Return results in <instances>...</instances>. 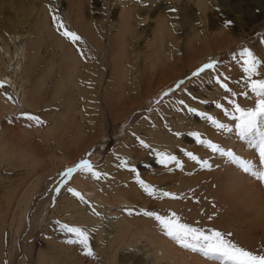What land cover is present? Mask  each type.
<instances>
[{
  "label": "rangeland",
  "instance_id": "1",
  "mask_svg": "<svg viewBox=\"0 0 264 264\" xmlns=\"http://www.w3.org/2000/svg\"><path fill=\"white\" fill-rule=\"evenodd\" d=\"M123 3L125 9L122 10ZM250 3L251 0H203L199 9L196 0H0V40L14 54L16 47L11 45L9 38L14 31L21 34L27 40L26 53L34 66L26 90L30 107L22 109L19 103L16 114L10 116L4 113L7 108L3 104L0 107V157L17 162L14 171L17 170L18 175L36 178L29 180V184L32 183L21 202L22 207L19 205V213L21 211L24 217H19L13 226L9 264H35L36 260H41V264H107L108 252L92 246L96 244L95 239L89 242L91 256L84 254L82 245L69 243L76 236L63 229L62 224L78 226L90 235V229H86L89 223L77 218L72 211L54 219L50 224L52 230H42V214L53 209L60 190L66 189L70 183H79L90 192V196H97L105 203L106 209L98 211L99 223L113 225L116 221L126 220L132 225L131 238L135 243L117 247L113 256L115 264H121L123 258V264H218L200 253L182 248L166 235L154 217L144 215L145 211L169 218L175 213L181 224L230 233L226 238L238 246L254 254H264L259 244L264 241V182L251 172L242 168L240 171L238 162L233 166V159L213 152L206 143L200 142L210 140L225 151H232L238 160L250 162L253 172L264 171L255 140L241 138L236 130L231 141L226 140L227 147L219 141L238 123L234 116L239 114L234 112L231 101L247 109L253 107L257 99L248 87L247 74L243 72V58L240 56L243 49L251 50L261 61L258 75L253 78L264 79V0ZM234 5L238 8L234 9ZM68 7H80L86 26L96 29L104 45L110 44L116 53L123 54L121 64L129 73L138 71V85L129 92L127 105L116 108L115 114L103 123H89L87 132L80 137L73 135L72 126L68 132L70 135L64 129L86 92L78 96L79 101L75 96L80 92L73 93L67 102L68 111L65 112L66 108L61 110L63 88L56 73L61 53L55 48L53 55H56L50 59L47 37L52 29L68 42L67 45L72 43L58 27L63 23L70 30L63 18ZM47 16L51 17L52 26L45 25ZM162 17L168 21L167 32L156 26ZM123 36L126 45H123ZM82 41L88 45L86 40ZM80 53L84 55L83 50ZM118 59L120 63V56ZM211 60L216 61L214 69L192 76ZM53 63L54 74H51L45 65L52 67ZM111 63L108 59L101 67L103 78L109 76L115 65L113 61ZM129 73H125L123 82L129 81ZM120 76L110 78L114 83ZM217 76L228 84L231 91L219 86ZM181 81L183 83L177 88ZM8 95H14L12 90ZM217 104H222L223 108H217ZM189 108L197 112H190ZM199 113L212 116L225 124L226 129L217 128ZM24 114L39 117L40 123L27 119ZM75 120L81 126L79 120ZM114 152L123 155L127 162H113L111 155ZM187 153L198 159H191ZM167 157L175 159L161 163ZM81 159L94 166L98 178L82 171L74 172L70 178L62 175ZM204 162L208 166H204ZM68 163L69 167H65ZM224 170L237 175V189L247 190L248 203L244 200L229 203L231 199L224 188L229 184L221 175ZM41 172L43 175L38 176ZM137 178L155 189V195H149ZM122 189H131L132 193L124 194L126 203L116 207L117 191ZM164 192L173 196H163ZM244 210L243 215L238 213ZM0 213H3L2 209ZM94 226L101 227L99 224ZM104 227L111 230V226ZM254 232L260 235L253 236ZM140 236L151 243L154 261H151V252H147L150 258L143 249L136 251L145 240ZM138 259L145 260L137 262Z\"/></svg>",
  "mask_w": 264,
  "mask_h": 264
},
{
  "label": "bare ground",
  "instance_id": "2",
  "mask_svg": "<svg viewBox=\"0 0 264 264\" xmlns=\"http://www.w3.org/2000/svg\"><path fill=\"white\" fill-rule=\"evenodd\" d=\"M251 3H254V0H251ZM202 4H203V0L201 2L200 0H196V5L199 9ZM121 8L122 10L125 9V3H123ZM233 8L234 9L238 8V5H234ZM131 11H132V8H130V13ZM161 11H164V9L162 8ZM63 18H65V23L69 25L70 31L77 33L81 37L82 40L84 41L86 40V43L88 42V45H87L82 40H79L75 43L72 42V43H69V45H67L68 42L63 40V37L60 34L57 35L53 33L52 29L48 28L50 29V32H49L50 35H47V37H49V40H48L49 42L48 41L47 42L49 43L48 47L50 49V52H49L50 59L52 56L54 57L56 55V54L53 55L55 48H58L59 52L61 53V56H58L60 57L59 63L57 66L58 68L56 67L58 69V72L56 73H58V76H60L59 81L61 80L58 83L63 88V92L61 93V103L59 107L61 108V110L63 108H66L65 112H67L68 111L67 107L68 109L70 108L67 102H69V98L72 97L73 93L76 94V91L80 92L77 96H75V99L79 101L78 96H81V93L86 92L85 95L82 94L84 98L82 96L83 99L80 100L82 101L81 104L77 106V110L72 115V118L68 120L67 127L66 129H64L66 134L68 132L70 133V130H72L71 129V126H72V128L74 129L73 135L80 137L83 133L87 132L86 129L88 130L89 123H93V122L103 123L104 121H106L107 118L112 117V115L115 114L116 108L118 107L122 108V106H124L125 104L127 105L126 101L127 99H129L128 97L129 92L131 91L132 88L136 87V84L138 85L137 83L138 82L137 81L138 71L134 70V72L129 73L128 70H126V67L121 64L123 60L121 56L123 54H120L119 52L116 53V51L111 47L110 44H108V46L104 45V43L100 40V37L96 29L94 27L92 28V26H86V22L83 20L82 11L80 7H75L74 9H70L68 7L67 13L64 14ZM155 20L158 21V18L156 17ZM45 21H46L45 25H48V26L53 25V21L51 20L50 16L46 18ZM167 25H168V21L165 20V17H162L159 20V25L156 24V26H158L162 30V32L168 31L166 30L168 29ZM126 30L128 31V28ZM9 39L11 41V45L16 47V49L14 50L15 51L14 54L11 53V51L9 50L10 48L2 40H0V85H2L0 86V107H1V104H3V106L7 108L6 112L4 113L8 116H10L12 113H15V111L19 109L18 108L19 103L22 109H28L30 107L28 103L29 99L27 100L26 98V94H27L26 90H27L28 83H29L28 80L30 78L32 79L31 71L34 70L32 69V67H34L33 60H30L29 55H27L26 53V50H27L26 41L27 40L26 41L24 40L26 38L23 39V36H21V34H18L17 32L14 31ZM122 41H124L123 45H126L127 40L125 36H123ZM78 47L82 48L80 49L83 50L84 55L80 53L81 50H78L77 49ZM8 51H10L9 54L7 53ZM119 56H120V63L118 61ZM108 59L110 60V63L111 61H113V65L115 64L114 65L115 67L113 66L111 68L112 70H110V73L108 74L109 76L103 78L101 67H104L105 62ZM116 64H118L117 67H116ZM53 65L54 63L52 64V67L50 64L45 65L47 66V70L48 69L50 70L51 74H54L52 72L54 68ZM47 70H45V72ZM125 73H129V76L131 78V79L129 78L128 82L127 81L123 82ZM112 75H116V76L121 75L119 79L120 81L119 85H117L119 81H116L114 83L112 82V79L110 78ZM101 79H105V80L102 81ZM115 89L116 90L118 89V91L116 92ZM9 90H12V92L14 93V95L11 97L8 95ZM88 93L90 94L88 95ZM53 95L55 97V93ZM30 105L32 106V104ZM10 107L12 108V110ZM75 119L79 120V122L81 123V126L77 124V121ZM235 128H236V125L235 127L233 126V128L232 127L229 128L231 129V131L228 130V133L219 139L220 144H224V145L226 144V146H223V147H227L228 139L230 140V138H232V136L236 134ZM237 148H239V145L237 146ZM216 156L218 157V155ZM11 157H8V158H11ZM92 159L94 160L95 157H92ZM111 160L113 162L114 160H119V162H123V163L127 162V160L124 159L123 155H120V153H115V152L111 155ZM210 163L211 162H209L208 164ZM236 163L237 161L234 160L232 162V165L236 166ZM17 164H18L17 162H14V163L9 162V159L0 157V209H2L3 211V213H0V264H9V259L12 254V244L11 243L13 242L12 241L13 228H14L13 226H14L15 221H18L17 219H19V217H24L23 215H21V211L19 213V210H21L19 205H21L22 207L21 202H23L22 200L26 196L29 186L32 183L31 182L29 184V180L34 178V177L30 178V176L28 175L26 176L25 174L22 175L21 173H20L21 176L18 178L20 174L18 175L17 170L14 171V168H16L15 165ZM70 164H72V162ZM70 164L68 163L64 166L69 167L68 165ZM238 168L241 171L242 167L240 166V164H238ZM41 174L42 172L38 176H40ZM221 175L223 179L225 176V182L229 184V186H227L225 183H223L225 184L224 188L226 189L225 194H227L228 197L231 199L229 203L235 202L237 204L238 201H243V200H244L243 201L244 203H248L246 200V195L248 194L247 190L237 189V181L235 178L237 175H235L234 173H229L228 170H224ZM34 179L36 180V178ZM21 181H23V183H21ZM218 186H221V185H218ZM82 187L83 186L79 185V183L77 184L70 183L69 185L66 186V189L63 188L60 190L59 196L57 198V201L54 204L53 209L45 210L44 214H42L41 216L40 221L42 225V230L43 231L52 230L53 227L51 229L50 224L54 219H56L58 216H61L66 211L67 212L72 211L74 214L77 215L76 216L77 218L83 220L84 222L89 223L90 227L86 226V229L87 227L88 229H90L89 242H91L92 239L96 240V244H93L92 246H94L97 249H100L102 247V251L104 250L108 252L107 254L108 261L106 260V263L115 264L113 261V256H114V253L116 252V249L119 248L118 246H122V247H126L127 245L132 246V243L135 241V240H132L134 238H131L132 225L128 223V221L126 220L116 221L115 224L113 225H109V223L107 224V223H104L103 221L99 223L98 222L99 220L98 211L106 209V206H104L105 203L101 200V198L97 196H94V195L90 196L89 195L90 192L84 190ZM69 188L74 189L76 192H79L83 196V199H80L79 197L74 196L72 192L68 191ZM130 191L132 193L131 189H124V191L122 189L120 192L117 191V194L119 195H116V198H117L116 207L123 202L126 203V201L123 200L124 194ZM241 194L244 195L242 196L244 199H242ZM255 206L257 207V204H255ZM245 208L246 207H244V209ZM238 213L240 215H243V213H246V212L244 210V212L238 211ZM22 219H25V218H22ZM97 224L101 225V227L95 228L94 225H97ZM106 225L111 226V230L107 229V227H104ZM256 235H260L259 232L253 233V236H256ZM140 239L142 240L145 239V240L142 241L143 246L141 247L139 246L140 248H137L136 251L139 252L143 249V251L146 253L151 252L149 253L152 256L151 261H154L155 252L151 250L152 249L151 243L144 236H140ZM259 244L261 245L264 251V241H260ZM152 252H154V254ZM104 255L106 256V254ZM143 261L142 259L137 260V262H143ZM35 262H36L35 264H38L39 262H41V260H38V261L36 260ZM121 262H122L121 264H123L125 262V259L123 258Z\"/></svg>",
  "mask_w": 264,
  "mask_h": 264
},
{
  "label": "snow or ice",
  "instance_id": "3",
  "mask_svg": "<svg viewBox=\"0 0 264 264\" xmlns=\"http://www.w3.org/2000/svg\"><path fill=\"white\" fill-rule=\"evenodd\" d=\"M53 20L55 21L57 18L54 16ZM58 27L63 29L62 35L71 42L75 43L81 39L77 33L65 28L63 23H59ZM240 56L243 58V72L247 74L249 80L248 87L251 89V92L255 94L257 99L255 101V105L247 109L242 107L236 101H231L234 112L239 114L234 116V119L238 121V123H236V130L241 138L255 140V147L259 149L260 162L262 165H264V79L253 78L254 76L258 75V67L261 65V61L258 60L252 51L247 48L241 51ZM215 65L216 61L211 60L194 71L192 76L196 77L206 70L214 69ZM216 82L221 88L225 89L226 91H231L227 83L221 82L219 76L216 77ZM182 83L183 81L179 82L176 87L179 88ZM245 95H247V93H245ZM180 103L183 104L184 101L181 100ZM216 107L223 108V105L217 104ZM188 110L193 113L197 112V110L194 108H189ZM225 114L227 115L228 113L225 112ZM24 115H26L27 119L40 123L39 117L29 114ZM199 115L205 116V119L211 121L217 128L226 129L225 124L220 123L212 116H206L203 113H199ZM228 130L231 131V129ZM193 135H197L198 137V134L193 133ZM200 142L206 143L213 152H220L222 155L236 160L245 172H251L252 175H254L257 179H259L261 182H264V171L253 172V165L250 162L238 160L232 151H225L218 145L212 143L210 140L207 142L201 140ZM187 155L193 160L198 159L192 153H187ZM172 159H175V157H167L166 159H162L161 163H166L167 160ZM204 166H208L207 162H204ZM93 167L94 166L88 160L81 159L77 165H75L73 168H68L62 175L65 178H70L74 172L82 171L90 172L94 177L98 178V173L93 171ZM137 182L149 195H155V189H152L151 186L145 184V182L139 178H137ZM68 191L72 192L74 196L83 199V196L74 189L69 188ZM162 195L173 196L172 193L168 192H164ZM143 214L149 217H154L163 227L166 235H168L182 248L190 250L194 253H200L205 258L218 262V264H264V254H254L253 252L238 246L233 241L226 238V236L231 235L230 233L226 234L219 230L213 229L205 231L200 228L192 227L188 224H181L176 218L175 213H172L170 218L161 216L151 211H145ZM61 227L67 232L76 236V239L70 240L69 243H78L83 246L85 255H93L89 245V234L86 230L78 226H70L68 224H62Z\"/></svg>",
  "mask_w": 264,
  "mask_h": 264
}]
</instances>
